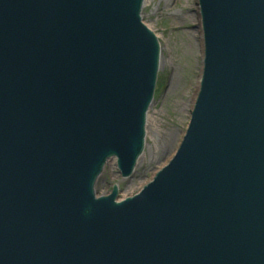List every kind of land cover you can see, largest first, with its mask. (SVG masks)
<instances>
[{
	"label": "water",
	"instance_id": "obj_1",
	"mask_svg": "<svg viewBox=\"0 0 264 264\" xmlns=\"http://www.w3.org/2000/svg\"><path fill=\"white\" fill-rule=\"evenodd\" d=\"M144 1L0 0V264H264V0H198L180 147L137 194L96 195L110 158L126 177L145 149Z\"/></svg>",
	"mask_w": 264,
	"mask_h": 264
},
{
	"label": "rangeland",
	"instance_id": "obj_2",
	"mask_svg": "<svg viewBox=\"0 0 264 264\" xmlns=\"http://www.w3.org/2000/svg\"><path fill=\"white\" fill-rule=\"evenodd\" d=\"M147 1L143 19L158 35L162 54L155 97L148 113L145 152L130 178H123L115 160H110L98 179V195L110 193L117 184L119 198L123 199L152 180L153 172L166 165L178 149L199 90L203 50L198 1Z\"/></svg>",
	"mask_w": 264,
	"mask_h": 264
},
{
	"label": "bare ground",
	"instance_id": "obj_3",
	"mask_svg": "<svg viewBox=\"0 0 264 264\" xmlns=\"http://www.w3.org/2000/svg\"><path fill=\"white\" fill-rule=\"evenodd\" d=\"M147 2H148V1L146 0L145 3H147ZM141 159H142V157H141ZM141 159H139V162H140Z\"/></svg>",
	"mask_w": 264,
	"mask_h": 264
}]
</instances>
